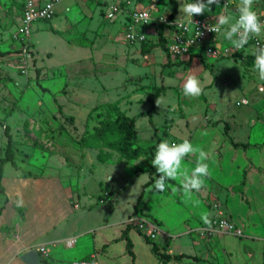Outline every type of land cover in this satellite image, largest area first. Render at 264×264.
I'll return each mask as SVG.
<instances>
[{
	"label": "crops",
	"instance_id": "0c3cea01",
	"mask_svg": "<svg viewBox=\"0 0 264 264\" xmlns=\"http://www.w3.org/2000/svg\"><path fill=\"white\" fill-rule=\"evenodd\" d=\"M94 1L100 6L97 12L92 10V7H95ZM129 1L130 3L127 6L123 5L122 1L120 2L124 10L118 14L116 19H114L115 21L110 22L106 19L105 6L97 0H61L56 6L57 14L54 18L55 21L54 19L52 20L54 23L51 25L56 29L59 25H64V18H67L69 14L73 18V20L70 19L72 30H77L74 37L80 36L81 31L86 32V36L90 38H88L89 42L75 38L71 48L72 52L80 47L82 51L84 49L91 51V55L94 56L93 51H99L102 47V42L109 47V50L117 53L118 48L116 46L118 44H126L119 47L122 55L129 60L139 61L144 56L139 46L140 44L131 43L123 39V35L126 33V26L129 23L127 9H133L136 6L146 8L148 3L147 0H139L138 4L135 3L134 7H132L133 2L132 0ZM181 2L182 0H175V7L169 8L168 14L174 10V17L176 19L179 17V20H187L179 11ZM186 2H191V0H186ZM11 3L12 1L7 7V1L0 0V10L3 9V12L0 14V29H2L3 21L4 27L11 26L13 23V10L11 9L10 12L8 10ZM125 3L128 2L125 1ZM238 4L239 0H233V3L229 6V12L227 11L226 13L221 3L214 4L211 6L212 11L205 12L203 16L217 20L218 15L224 13L236 18L238 16ZM81 8L84 10L82 11ZM20 9L19 19L22 13V6ZM155 10L152 12L154 13L153 16L159 14ZM253 10L257 12L258 16L263 15L264 0H254ZM152 24L154 26L157 25L156 22ZM93 25L100 31H88L90 27L95 28ZM1 31L5 30L2 29ZM137 31L140 32L139 30ZM147 32V34L152 36V39L156 38L155 42L158 41V26L149 27ZM82 42L88 46L80 44ZM227 43L231 42L224 37L223 33L210 42L213 45ZM99 45L100 47H98ZM253 48L252 46L249 47L243 55L235 58L241 59L250 73V79L247 84L248 94L251 92L249 90H252V85L250 86L249 82L259 77L258 71L254 68ZM155 49H159L160 54L155 53ZM151 53H154L156 56V59L155 57L154 59L157 62L161 60V62L166 64L168 61L167 64L171 69H168L167 75H171V77L175 75L180 79L181 83L190 69H194V74L198 77L202 75L203 70H206V68H213L214 65L217 67V64L221 62L219 60L228 58L226 56L221 58L206 57L204 55V47H200L196 52H191L189 55L180 58L170 55L162 47H155L153 50L147 52L146 55L150 57ZM107 54V52L104 53L105 56ZM247 55L248 57L245 58ZM185 63L189 64L186 69H184ZM205 64H208V66ZM180 68L185 70V76L184 73L178 75ZM217 77V75H214L213 80ZM213 80L211 82L208 80L205 82L206 84L202 85L203 91L208 97L207 100L211 103L213 102L211 101V97L214 96L212 95L214 87H209L208 85L210 83L213 85ZM181 83L178 82L176 85L182 87ZM169 87L175 86L164 85V89L154 98V102L157 98L159 99L161 94L166 95ZM213 92L215 93V91ZM255 102L254 100H250V104L254 103L256 106ZM209 114L206 109H193L192 112H188V116L183 119V123L175 124L174 121L173 126L169 129L171 131L170 136L181 142L184 138L189 139L194 146L209 142L211 147L209 155L212 158L209 162L210 174L203 178L204 186L199 191L194 190L189 197L184 194L179 180L166 182V190L159 192L154 189L155 179L140 200L142 210L138 211V208H136L140 196L136 202L132 199L126 201L128 204L134 205L135 212L160 219V212L165 213L167 211L168 200L165 199L164 206L161 208L158 207V204L161 197L164 194H168L172 208L178 209L184 212V214L180 218L179 213L174 215L175 218L169 222L170 228L168 232L162 231L158 234L157 243L160 245L162 252L169 254L185 253L191 257L185 256L168 261L160 259L153 252L151 243L147 242L141 236V232L130 224L128 235L133 242L135 264H206L208 259H213L214 255L219 256L223 254L224 250L225 253H228L229 257H232L233 254L236 255L238 252L242 253L245 257L250 254L247 251L245 242L257 234V221L249 217V213L244 206H242V211H237V206L234 207L232 204L234 201L239 200L242 202V200L236 192L230 193L231 189L229 186H234L237 183H232L228 179L230 177L236 179L241 177L242 181L244 172L247 170L244 191L248 194L251 202L258 201L262 203V200L256 194L249 193V191L254 188L264 187V183L259 180L254 182L250 180L252 169L248 170V165L250 160H255L254 165H262L264 163V149L256 150L258 144L264 142V117L261 118L262 113L260 112L252 125L249 124V121L253 118L249 120V117H247L246 120L249 127L246 132V139L236 140L232 135L231 121H237V110L231 112L232 118L228 116L220 118L219 114L216 113L211 118L213 119L212 121H208L210 120ZM176 115L174 110H168L169 118L174 120ZM200 115L202 118H199ZM91 121L93 122V119ZM222 121L225 124H222ZM227 123L229 124L228 131H226ZM91 126L93 127L94 125L91 124ZM163 133H160V135H163ZM232 141L249 142L251 145L248 148L242 146L235 147ZM76 149L80 153L67 157V159L64 158L65 161L57 160V155H49L46 158L42 157L43 162L41 163L43 165L39 164L42 167L38 165L30 166L29 162L18 164V168H14L13 166L14 169L20 171L19 174L14 176L15 180H13L11 185H3V190L2 188L0 189V264H73L75 260L91 258L93 256L101 261L111 262L112 264H131L133 262L131 255L126 252V240L122 237V234L128 227V219L134 210L125 213L124 204H121L116 209H110L109 205H102L106 201L102 203L100 201L101 198L97 194L100 192V188H103V185H105L113 196L114 194L120 195L121 192L127 190V182H132V186L134 187L132 190H135L138 186V184H134L135 178L141 172L149 175L148 182L151 175L147 171L145 158L141 156L136 159L126 160L121 158L117 152H114L108 159L102 161L99 160L98 150L95 148L78 145ZM253 151L257 153L255 159L252 156ZM197 157L198 153L188 156L182 162L183 166L191 171L195 167ZM120 164H125L128 174L125 177L126 183L117 187L116 184H113V182L117 181L114 173H112L114 168H111V166L116 167V165ZM2 176V180L4 181L11 180L8 178V172L5 170ZM91 182H94L93 186L90 185ZM97 185H101L99 189ZM173 189L176 190L174 191ZM225 189L228 190L227 194H230L227 201L230 214L235 220L240 218V220L248 221V223L238 220L236 222L249 232V235H246V237L245 235L243 237H229L223 234H216L210 238L201 233V224L203 223L201 214L206 212L210 218L215 213L213 208V210L210 208V213L206 199L209 198L212 201L215 197L219 196L222 199L227 198ZM129 190H131V187ZM134 194L137 196V192ZM20 201L23 203L20 204ZM117 202H119V199ZM98 205H101L99 209H97ZM249 208L251 207L249 206ZM254 231L256 232L254 233ZM70 240H72V244L68 245ZM136 241L139 248L136 245ZM40 246H45L48 253L45 254L40 251ZM175 249L180 251L176 253ZM150 250L152 253H150ZM192 256L198 257L200 260H196ZM225 256L224 254L223 258ZM140 258L142 263H140Z\"/></svg>",
	"mask_w": 264,
	"mask_h": 264
},
{
	"label": "rangeland",
	"instance_id": "374dc122",
	"mask_svg": "<svg viewBox=\"0 0 264 264\" xmlns=\"http://www.w3.org/2000/svg\"><path fill=\"white\" fill-rule=\"evenodd\" d=\"M6 1L7 7L12 1L8 10L9 12L11 9L13 10L14 19H12V25L7 27H4L3 21L2 29L5 31H1L2 29H0V158L4 155L5 145L8 139L5 135V128L7 125L14 137L16 145L29 154L28 157L17 155L19 159L18 164L29 162L28 164H30V166L38 165L42 167V157L46 158L49 157V155H57V160H64V158L67 159V157H72L74 154H79L80 152L76 149L78 145L82 146L79 139L84 133L93 130L91 124L87 123L89 119H93L92 124L95 128V125H98L101 119L106 115H111L114 118L120 119L122 116L120 110L125 112L128 116L135 118L134 129L136 131V136L132 141L134 147L150 146L154 144L157 139H159L160 142L162 140H168L170 143H180V140L170 136L171 131L169 130L168 133V129L173 126L174 121L175 124L183 123V119H185L188 116V112H192L193 109L198 110L200 108L206 109V111L208 110L210 113V120L208 121H212L213 119L211 118L214 117L216 113L219 114L220 118L226 116L232 118V115H230L231 112L237 110L238 114L236 119L238 122H234L235 120L231 121L232 135L236 140L246 139V132L249 124L252 125L256 121L260 112L262 113L261 118L264 117V91H261V89L264 88V80L256 77L255 80L250 81L249 84L250 86L252 85V90H249L251 92L248 94L247 84L250 79V73L247 71V67L242 63L241 59L229 58L230 56H226L228 58L219 60L221 62L217 64V67L214 65L213 68H206V70H203L202 75L197 77L202 86L208 80L211 82L214 75L218 76L213 80V85H211L212 83L208 85L209 87L213 86V91H215V93L212 91V95L215 97H211V101H213L211 103L210 101L208 102V97L204 91L198 97L185 96L182 87L176 85L178 82L181 83L180 79L175 75L174 77L167 75L168 69H171L167 64L168 61L166 64L161 62V60L158 62L157 60L155 61L156 56L154 53H151L150 57L146 55V53L149 52H146L149 43L155 42L156 40V38L152 39V36L147 34V29L151 26H159L158 22H160V16H168L171 18L170 15L174 10L172 13L168 14V9L175 7V0H158L155 2L153 11L157 8L155 11L159 13L153 16V22H156V26L153 24L145 26L137 25L131 29L133 32L139 34H147L148 36L144 41L134 40L126 34L123 35L125 41L140 44L139 46L144 56H142L139 61L129 60L122 55L119 47L125 46L126 44H118V46H116L118 52H120L118 55V52L115 53L113 50H109V47L102 42L101 49L99 51H93L94 56L91 55V51L87 49L82 51L80 47H75L77 50H74L73 53L71 48L75 38H80L78 40L83 41L87 40L88 42L90 38L86 36V32L82 31V33L80 32V36L74 37L77 30H72L71 20H73V18L69 14L67 16L69 19L65 17L64 25H59L57 27L58 30L51 25L54 23L56 15L51 19L35 22L34 31L31 36L26 39L28 44L23 47L22 42L18 41L14 35L19 28L20 7L23 6L24 0ZM113 1H117L118 3L122 1V4L125 6L130 3L129 0H125L128 3H125L124 0ZM138 1L139 0H132V7H134L135 3L138 4ZM147 3V5L150 6L151 2L149 0H147ZM220 3L226 13L227 11L229 12V6H231L233 0H220ZM225 3L227 7H225ZM122 4L120 3L122 8L121 12L124 10ZM87 5L89 6L88 3ZM94 6L92 10L97 12L100 6L95 1ZM75 7L77 6L75 5ZM81 9L82 11L84 10L83 8ZM134 9H139V7L136 6V8L127 9L129 23L126 27L129 29L131 23L130 14ZM105 10L108 12L110 11L108 5L105 6ZM1 12H3V9L0 10V14ZM118 14L114 18L106 19L110 22L115 21L114 19H116ZM153 14L154 13H152V15ZM53 19L54 21H52ZM103 20L105 21V19ZM136 28L140 32H138ZM88 31L98 32L100 30L96 29V27H90ZM166 36L168 37V35ZM98 47H100V45ZM106 52L108 54L105 56L104 53ZM154 52L160 54L159 49H155ZM188 65L189 64L185 63L184 69H186ZM178 71H180L178 75L181 73H184V76L186 75L185 70L180 68ZM37 78H39L41 84L49 88L50 91H43L37 84ZM181 84H183V82ZM164 85H173L175 87H169L166 95L161 94L159 96L161 102L160 106L156 104V112L153 116H149L148 109L151 108V102L149 101L148 94L154 92L156 87ZM243 98L247 100V104L238 103ZM250 100L256 101V106L254 103L250 104ZM225 105L227 106L225 107ZM168 110H174L176 112L177 115L174 120L168 117ZM200 116L199 118H202V116ZM247 117H249V120L253 118L249 121V124H247ZM222 124H225V122L222 121ZM162 132H164L163 135H160ZM196 146L202 147L203 150L209 154L211 148L209 142L205 144H196ZM95 149H97L99 153V149ZM260 149L263 150L264 145H258L256 147V150ZM104 150L105 152H111V155L117 152L109 151L107 148ZM117 153L119 154V152ZM252 156H254L255 159L257 153L253 151ZM211 158L212 156L209 155V159L205 161L208 165H210L209 162ZM254 161L250 160L248 165V170L252 169L250 180L253 182L259 180L264 183V163L262 164L263 166L254 165ZM14 168L11 162H7L3 166L2 175L5 170L8 172V178L11 180L4 181L1 178L0 189L3 185H11L13 180H15L14 176L19 174L20 171ZM111 168H114L112 173H114L117 181L113 182V184H116L118 187L126 183L125 177L128 174V169H126L125 164L116 165V167L112 165ZM117 168L119 169L116 171ZM109 173L111 172L109 171ZM148 179L149 175L145 172H141L139 176H136L134 182V184H138L137 189L132 190L134 188L132 182H127V190L121 192L120 195L114 194V196L105 185H103V188H100L101 185H97V188H100V192L97 195L101 198L100 201L102 203L106 201V203L102 205H109L110 209H116L121 204H124L125 213L134 210L132 213L137 218L145 216L148 220H156L161 230L168 232L170 228L169 222L171 219L175 218L174 215L179 213L180 218L184 214V212L172 208L171 201L168 199V194H164L158 204V207L161 208L164 206L165 199L168 200L167 211L165 213H162V211L160 212V219L158 217H156V219L141 214L140 212H135L134 205L126 202L130 199L136 202L140 194L146 193L150 185L144 188V184ZM241 179V177L237 179L230 177L228 180L238 184ZM90 185L93 186L94 182H91ZM231 186L232 185L229 186L231 189V191L229 190L230 193L236 192L242 200V202L239 200L234 201L232 204L234 207L237 206V211H242V206H244L249 213V217L257 221L258 228L256 229L258 230L257 232L254 231V233L256 232L257 234L247 239L245 242L246 248L248 249L247 251L250 252L246 257L240 252L229 257L228 253H225L224 250L223 254L219 256L214 255L213 259H208L206 264H260L264 262V187L254 188L249 191V193L256 194V196L262 200V203L258 201H254L253 203V201H250L248 194L245 193L243 197L240 192L234 191L232 189L233 186ZM130 187L131 190H129ZM135 192H137V196H135ZM227 192L228 190L225 189V195L227 196L225 199L219 196L211 201L207 198L206 203L208 204L209 210L213 208L214 203H219L225 215L234 222L238 220L248 223L247 220H240V218H236L237 220H235L230 214L227 202L228 195L230 194H227ZM118 199L119 202H117ZM247 204L251 208H249ZM100 206L101 205H98L97 209H99ZM140 209L142 210L141 205L138 211ZM82 216L84 217L83 214ZM131 225L141 232L143 238L148 234L147 230L143 231L137 226ZM204 225L206 224L203 222L201 228ZM244 233L245 237L249 235L246 229ZM216 234L238 237L230 233L219 231L205 234V236L211 238ZM150 238L152 239V237ZM154 240L157 242V238ZM136 245L138 246L137 241ZM178 251L180 250L175 249L176 253ZM150 253H152L151 250ZM224 254L226 255L225 258H223ZM140 263H142L141 258Z\"/></svg>",
	"mask_w": 264,
	"mask_h": 264
},
{
	"label": "built area",
	"instance_id": "2783aa9c",
	"mask_svg": "<svg viewBox=\"0 0 264 264\" xmlns=\"http://www.w3.org/2000/svg\"><path fill=\"white\" fill-rule=\"evenodd\" d=\"M61 0H24L22 6V13L19 19V28L14 35L18 41L22 42V46L25 47L28 42L26 41L34 31V24L40 20H48L56 15V6ZM101 2L104 6L108 5L110 11H106L105 15L107 18H114L118 13L121 12L122 8L120 3L112 0H97ZM112 1V2H111ZM150 6L146 8L134 9L131 14V23L130 29L126 28L125 34L138 41H144L147 38V34H139L137 32H133L131 29L134 26L141 25H149L153 22V9L155 6V2L158 0H149ZM143 13H147V21L141 18ZM259 18L262 22H264V14L259 15ZM160 22L169 24L172 28H169V31L166 30V34L169 35L167 37V47L168 52L174 57H182L185 55H189L191 52H196L200 47H204L205 55L207 57L212 56L214 58H221L224 56L235 57L238 55H243L245 51L249 47H255L257 45H264V33L259 36H253L249 39L248 44L244 46V48L237 50L232 43L221 44V45H213L210 42L219 37L221 33H213L207 31L204 25L207 23L208 25H213L217 20H212L203 15H194L193 21L194 23L188 25V30L179 27V23L183 22L187 24V20H177L176 18H169L168 16H160ZM169 32V33H168ZM201 33V34H200ZM200 34V35H199ZM247 100L243 98L239 101V104L246 103ZM169 130V129H168ZM213 209L215 211L214 215L210 217L211 225H204L202 227V234H211L213 232H226L233 234L235 236L241 237L244 236V229L242 226L234 222L231 218L227 217L224 213V210L220 206L219 203L213 204ZM128 223H131L141 230H147V235L152 237V239H156L158 234L162 232L158 222L156 220H148L145 216H141V218H137L135 215H131L128 219ZM72 244V240L68 242V245ZM40 251L45 254L48 253V250L45 246L39 247ZM73 264H112L109 262H104L98 260L95 256L91 258H81L75 260Z\"/></svg>",
	"mask_w": 264,
	"mask_h": 264
},
{
	"label": "clouds",
	"instance_id": "9594fccd",
	"mask_svg": "<svg viewBox=\"0 0 264 264\" xmlns=\"http://www.w3.org/2000/svg\"><path fill=\"white\" fill-rule=\"evenodd\" d=\"M220 0H191L186 2L182 0L179 11L187 18V24L180 22L179 27L188 30V25L194 23V15H203L205 12H211V6L217 5ZM254 0H239L237 5L238 16L230 17L221 13L213 25H204L207 31L213 33H223L237 49H242L248 44L253 36H259L264 31V22H262L256 11L253 10ZM225 7L227 4L225 3ZM141 18L147 21V13H143ZM179 20V17L177 18ZM201 34V33H200ZM199 34V35H200ZM254 57V68L259 73V78L264 80V45H257L252 50ZM182 91L185 96L198 97L202 94L203 88L200 80L194 74V69H190L185 76ZM264 91V88L261 89ZM160 100L157 98L156 104L160 106ZM198 153L195 167L189 171L183 166L185 157L196 155ZM209 159V154L202 147L194 146L192 142L184 138L180 143H170L168 140H162L156 146L152 166L155 168L157 178L154 183V189L163 192L167 188V181L179 180L186 196L199 191L204 186V177L210 174L209 165L205 162ZM143 160V159H141ZM174 191L176 189H173ZM23 202L20 201V204ZM201 219L206 225H211L208 213H202Z\"/></svg>",
	"mask_w": 264,
	"mask_h": 264
},
{
	"label": "trees",
	"instance_id": "16d2710c",
	"mask_svg": "<svg viewBox=\"0 0 264 264\" xmlns=\"http://www.w3.org/2000/svg\"><path fill=\"white\" fill-rule=\"evenodd\" d=\"M174 13L175 12H173L170 15L171 18H175ZM158 23H159L158 41L150 42L146 51H150L154 49L155 47H162L163 49H166L168 51L166 30H168L170 27L172 28V26L169 24L163 23V22H158ZM80 44L87 45L83 42ZM236 57L237 56H235L234 58ZM247 57L248 55L245 58ZM205 65L208 66V64H205ZM37 84L38 86L41 87L43 91H50L49 88L41 84L39 78H37ZM163 89H164V86L156 87L154 89V92L148 94L149 101L151 102V108L148 109L149 116H153L154 113L156 112V104L154 102V98L158 96L161 90ZM120 112L122 113V116L120 117V119L114 118L111 115H108V116L106 115L104 118L101 119L98 125L97 124L95 125V128L93 126V130L84 133L79 139V142L81 143L82 147L98 148L99 149L98 157L100 160H106L108 157L111 156V152H105L104 150L105 148L109 149V151L119 152L120 157L126 160L136 159L138 157L143 156L147 164V171L151 175L150 180L144 184V188H145L147 185L152 184L158 175L156 173L155 168L152 166L151 162H152V159L154 158L156 146L160 142V140L157 139V141L150 146L134 147L132 141L135 139V136H136V131L134 129L135 118L128 116L125 112L121 110ZM91 120L92 119H89L87 123L92 124ZM228 127H229V124L227 123L226 131H228ZM5 135L7 136L8 139L6 141L4 155L0 158V179L2 178L3 166L5 165V163L11 162L13 166L18 167L19 159L17 158V155H23L25 157L29 156V154L25 150L19 148L16 145L14 137L12 136V133L8 125L5 128ZM232 143L235 147L242 146L244 148H248L251 145L249 142L232 141ZM258 145H264V142ZM246 177H247V170L244 172L243 180L239 184L234 185L232 188L234 191L240 192L243 195V197L245 194L244 186L246 185ZM167 182H175V181L170 180ZM142 196H143V193L140 195L138 199L136 208L140 207V200ZM129 226L131 225L128 224V227L123 231L122 237L126 240V252L130 254L133 259V262L131 264H135L134 262L135 253L133 251V242L130 236L128 235ZM145 239L147 242L152 244V250L155 253V255L159 257L160 259H163L164 261H168L171 259H180L181 257H185V256L191 257L190 255L185 254V253L169 254L166 252H162L160 245L157 244V242H155L154 239H151L148 235L145 236ZM192 257L196 260H200V258L198 257H195V256H192ZM260 264H264V262Z\"/></svg>",
	"mask_w": 264,
	"mask_h": 264
}]
</instances>
